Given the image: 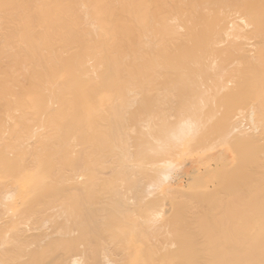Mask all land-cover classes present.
<instances>
[{
	"label": "bare ground",
	"instance_id": "1",
	"mask_svg": "<svg viewBox=\"0 0 264 264\" xmlns=\"http://www.w3.org/2000/svg\"><path fill=\"white\" fill-rule=\"evenodd\" d=\"M0 264H264V0H0Z\"/></svg>",
	"mask_w": 264,
	"mask_h": 264
},
{
	"label": "rangeland",
	"instance_id": "2",
	"mask_svg": "<svg viewBox=\"0 0 264 264\" xmlns=\"http://www.w3.org/2000/svg\"><path fill=\"white\" fill-rule=\"evenodd\" d=\"M236 62H237V61H236ZM231 63H232V62H231ZM231 63H230V64H231ZM234 63H235V62H234ZM234 63H233V64H234ZM228 65H229V64H228ZM228 65H227V66H228ZM231 66H232V64H231L230 66H228V67L230 68ZM228 67H227V68H228ZM232 68H233V67H232ZM224 80H225V79H224ZM228 81L231 82V83L233 82V81H230L229 79H228ZM208 82H209V81H208ZM212 82H213V81H212ZM223 82H224V81H223ZM226 82H227V81H226ZM226 82H225V83H226ZM209 83L211 84V82H209ZM207 84H208V83H207ZM228 84H229V85H228ZM227 85H228L227 87H231L232 84L227 83ZM232 86H233V85H232ZM219 107H220V106H219ZM221 107H222V106H221ZM222 108H223V107H222ZM222 108H220V109H222ZM217 109H218V110H217ZM217 109H215V111H216V110H217V111H220L218 107H217ZM215 111H213L214 113L212 112L213 114H210L211 117L213 116V119H214V120H215L214 115L217 113V111H216V113H215ZM242 111H244V110H242ZM245 111H246V110H245ZM245 111H244V112H245ZM220 112L222 113V110H221ZM242 114H243V113H242ZM210 115H209V114H208V115L205 114V116H209V118L211 119ZM216 115H217V114H216ZM216 115H215V117H216ZM218 115H220L219 112H218ZM237 115H238V114H236L235 116L237 117ZM240 115H241V114H239L238 116H240ZM221 116H222V115H221ZM216 118H217V117H216ZM239 118H241V117H239ZM213 119H211V120H213ZM217 119H219V118H217ZM220 119H222V118L220 117ZM207 120H208V119H207ZM238 120H239V119H238ZM209 121H210V120H208V122H209ZM215 121H216V120H215ZM211 122H212V121H211ZM218 122H219V121H217L216 123H218ZM205 123H206V119H205ZM205 123H204V124H205ZM242 123H243V125H245V124H244L245 122L242 121ZM211 124H212V123H211ZM207 125L210 126V128H211L212 125H214V124L210 125V123H208V124H206V126L204 125V127L206 128ZM215 126H216V125H215ZM205 128H203L204 130H202V131H205L206 129H208V127H207L206 129H205ZM209 130H210V129H209ZM202 131L200 132V133H202V135H201L200 133L198 134L199 137L204 136V134H206V133H207V134L209 133V131H208V132L206 131V132H204V133H203ZM213 131H214V130H213ZM213 131H212V133H213ZM208 135H209V134H208ZM210 135H211V134H210ZM210 135H209V136H210ZM213 136H214V135H213ZM210 137H211V136H210ZM201 138H202V137H201ZM196 139L199 140L200 138L198 139L197 136H196ZM203 139L205 140V138H203ZM207 139H208V138H207ZM201 140H202V139H201ZM202 141H203V140H202ZM202 141H200V143H202ZM203 143H204V142H203ZM238 159H239V156H238ZM239 160L241 161V159H239ZM240 163H241V162H240ZM240 163H239V164H240ZM229 167H231V166H229ZM233 167L235 168V165L232 166V169H233ZM230 169H231V168H230ZM230 171H231V170H230ZM231 172H233V171H231ZM234 172H235V169H234ZM229 174H230V173H229ZM216 176H217V177H218V176L220 177V175H216ZM216 179H217V178H216ZM220 179H221V178H220ZM220 179H219V180L217 179V180L220 181ZM181 180H182V183H183V184H187V180H188V179H187L186 176H183ZM211 181H212V183L214 182V184H218V186H219V183H220V182H218V181L216 182L215 179H213V180H211ZM209 184H211V183H209ZM211 186H212V184H211ZM214 186H215V185H214ZM193 188H194V186H192V189H193ZM212 188H213V187H212ZM217 188H218V187H217ZM189 190H191V189H189ZM191 191H192V190H191ZM193 191H195V189H194ZM197 191H198V190H197ZM195 192H196V191H195ZM195 192H193V194H194ZM187 193L189 194L190 191L187 190ZM193 194H190V195H193ZM232 196H233V195H232ZM189 197H191V196H189ZM182 199H183V198H182ZM186 199H188V198H186ZM170 213H171V212H170Z\"/></svg>",
	"mask_w": 264,
	"mask_h": 264
}]
</instances>
